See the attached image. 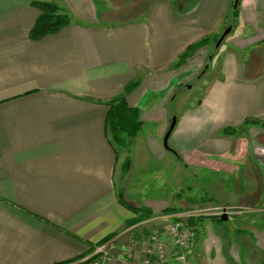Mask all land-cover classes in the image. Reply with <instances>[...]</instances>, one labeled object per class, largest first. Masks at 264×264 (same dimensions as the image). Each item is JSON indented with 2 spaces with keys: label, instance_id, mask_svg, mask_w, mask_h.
Wrapping results in <instances>:
<instances>
[{
  "label": "crops",
  "instance_id": "obj_1",
  "mask_svg": "<svg viewBox=\"0 0 264 264\" xmlns=\"http://www.w3.org/2000/svg\"><path fill=\"white\" fill-rule=\"evenodd\" d=\"M186 1L0 0V264L82 261L103 242L111 244L108 264H142L156 241L167 255L151 264H177L168 226L181 200L131 203L121 193L128 168L122 162L117 172L118 148L105 124L109 102L131 82L137 87L126 100L137 107L147 88H168L186 72L190 58L178 71L175 64L189 45L221 35L231 0ZM34 2L57 5L69 24L30 38L40 15ZM233 23L239 31L210 55L203 101L176 121L171 148L179 155L177 137L204 124L206 153L232 166L253 164V172L241 171L232 202L253 210L233 232L200 220L191 231V264H264V128L221 133L248 119L264 123V0H239ZM156 105L149 116L161 125L160 139L169 111ZM130 206L150 209L149 223L129 225L138 216Z\"/></svg>",
  "mask_w": 264,
  "mask_h": 264
},
{
  "label": "rangeland",
  "instance_id": "obj_2",
  "mask_svg": "<svg viewBox=\"0 0 264 264\" xmlns=\"http://www.w3.org/2000/svg\"><path fill=\"white\" fill-rule=\"evenodd\" d=\"M187 1L191 3V0ZM232 2L234 3V0H231ZM122 17L127 19L132 17V14H128V16L124 14ZM228 27H231L232 30L226 36L222 45L216 49V44L211 40L209 45H205L208 46L206 54L203 53L200 57L195 55L197 51L193 53L190 57L191 63L187 64L190 67L187 68L186 65V72L181 74L179 78L174 79L173 85L168 88L153 89L149 87L146 89V94L142 96L139 106H137L140 109V120L143 121V125L133 139V144L131 143L129 147L123 149L118 148L117 172L120 170L121 163L124 162V169L128 168V172H126L127 181L123 185L121 193L127 196L131 203L145 205L149 201L161 200L170 202L171 198L175 197L173 198V204L175 206L178 205L180 200V204H182L179 209H176L177 213L173 215L182 216V219H187L184 214H188L191 210L198 208L221 206L229 209L235 208L236 211L240 210L241 213L233 212L232 214H227L228 221L225 222L222 220L213 222L207 219L209 224L213 226V231L216 228L220 230L221 226H225L233 232L236 229L234 226L239 225L245 219L243 215L253 210L249 206H240L232 203L238 199L237 181L239 183L243 182L242 178H240L241 182L238 180L241 171L247 169L249 172H253V164L246 165L245 162H235L237 165L233 164L234 166H232L225 164L228 163L225 157L206 153L203 145L209 135L204 124L198 127V131L195 134L185 130L177 137L176 143L179 146L177 148L179 155H177L171 148L175 127L167 142L169 149H166L163 145L164 136L160 139L158 137V129L161 125L149 116L153 104L156 103V106L161 107L162 110L169 111L167 113L169 114L168 125H170L174 118L176 121L180 120L184 113L197 108V105L203 101V96L209 86L212 75V71H209L212 60L209 61L210 54L213 53L212 56H215L223 52L227 47L226 42L239 31L238 26H234L231 9L226 26L221 30V34ZM206 65H209L207 70H205ZM182 66L177 67V71ZM177 82L181 83L177 85ZM139 83L140 80L138 81ZM159 102H163L164 105L159 104ZM153 139L160 144V151L151 150L150 144H152ZM254 144H257V142L254 141ZM127 160H129L128 165L126 164ZM226 168L233 172H225ZM259 172H262L260 173L262 175L260 179L263 180L264 170ZM254 179L250 177L251 184H257ZM196 205L203 206L195 207ZM218 218L221 219V217ZM175 220L174 218L173 221ZM148 223L147 220H141L135 224L144 226ZM180 223L191 235V230L187 228L185 223L183 221H180ZM232 235L234 234H231L230 237ZM110 246L111 244L108 247L110 248ZM215 255L217 254L215 253ZM90 258L89 256L86 260Z\"/></svg>",
  "mask_w": 264,
  "mask_h": 264
},
{
  "label": "trees",
  "instance_id": "obj_3",
  "mask_svg": "<svg viewBox=\"0 0 264 264\" xmlns=\"http://www.w3.org/2000/svg\"><path fill=\"white\" fill-rule=\"evenodd\" d=\"M34 6L40 11V15L36 19L35 24L29 31L30 38L39 39L48 34H52L69 24V17L65 14L57 5L48 2H34ZM239 5V4H238ZM231 15L233 20H235L238 16V7L237 9L233 8V2L230 4ZM217 36L213 38L214 43L216 44L218 38ZM211 43V42H210ZM205 45H209V39H202L194 44L188 46L185 52L179 57V60L176 62L175 67H180L187 61L188 58L191 57L193 53L198 51L200 48H203ZM210 55H213L211 53ZM137 87L136 82H131L124 92L123 95L118 96L117 98L111 100L109 102V108L106 116V134L107 139L111 145L116 148H126L129 147L133 141V139L139 133L142 127V121L140 120L139 109L135 106H130L127 103L126 95L133 91ZM248 125H260L264 128V123H261L258 120L248 119L245 121L243 126L236 127H226L222 130L223 135H235L237 132L245 131L246 126ZM129 160H127L126 164L128 165ZM130 209L138 213V216L135 220L129 223V225L135 224L141 220H146L151 217L152 212L150 209L145 206L140 207H131ZM177 211L176 209H174ZM170 208L165 209L164 213L170 212ZM140 212V214H139ZM177 213V212H175ZM214 221L220 222L221 219L218 217H210ZM176 221H183L187 228L192 231V229L198 224V222L204 218H175ZM95 258L85 259L82 261L70 260L67 262H63L60 264H90L92 260Z\"/></svg>",
  "mask_w": 264,
  "mask_h": 264
},
{
  "label": "built area",
  "instance_id": "obj_4",
  "mask_svg": "<svg viewBox=\"0 0 264 264\" xmlns=\"http://www.w3.org/2000/svg\"><path fill=\"white\" fill-rule=\"evenodd\" d=\"M262 152L263 150L260 149ZM264 152V151H263ZM241 213L240 210H235L225 208V207H205L191 210L188 214H184L186 218H200V217H211L218 216L221 217L224 214H232V213ZM228 216V215H227ZM182 218V216H175V218ZM138 225V224H137ZM168 234L171 236L173 245H174V255L177 259V264H191L189 260L190 255V247H191V235L188 230L185 229L180 221H173L168 226ZM109 242L103 243L93 250L91 258H95L92 260L90 264H108L111 257L108 251ZM166 249L163 244L159 241L154 242L152 245L147 246L146 248V258L143 260L142 264H151V258L154 256L158 257L163 263L166 259ZM123 264H128V262H124Z\"/></svg>",
  "mask_w": 264,
  "mask_h": 264
},
{
  "label": "water",
  "instance_id": "obj_5",
  "mask_svg": "<svg viewBox=\"0 0 264 264\" xmlns=\"http://www.w3.org/2000/svg\"><path fill=\"white\" fill-rule=\"evenodd\" d=\"M238 4H239V0H234V3H233V8L234 9H237L238 7ZM232 28L231 27H228L223 34L220 35V37L218 38L217 42H216V45H215V48L218 49L220 47V45L222 44V42L224 41V39L226 38V36L231 32ZM212 59V56L209 57V61ZM209 68V65H206L205 66V70H207ZM175 124H176V120L175 118L173 119V121L171 122V124L169 125L164 137H163V145L166 149H169L168 147V139L175 127ZM221 220L222 221H227L228 220V216L226 214H224L223 216H221Z\"/></svg>",
  "mask_w": 264,
  "mask_h": 264
}]
</instances>
